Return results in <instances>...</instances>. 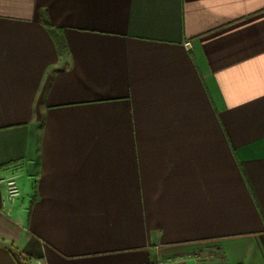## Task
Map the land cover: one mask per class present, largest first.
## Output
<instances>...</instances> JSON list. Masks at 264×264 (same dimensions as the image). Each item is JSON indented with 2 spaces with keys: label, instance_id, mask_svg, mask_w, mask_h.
Segmentation results:
<instances>
[{
  "label": "crops",
  "instance_id": "crops-1",
  "mask_svg": "<svg viewBox=\"0 0 264 264\" xmlns=\"http://www.w3.org/2000/svg\"><path fill=\"white\" fill-rule=\"evenodd\" d=\"M11 167L0 264H264V0H0Z\"/></svg>",
  "mask_w": 264,
  "mask_h": 264
},
{
  "label": "rangeland",
  "instance_id": "rangeland-1",
  "mask_svg": "<svg viewBox=\"0 0 264 264\" xmlns=\"http://www.w3.org/2000/svg\"><path fill=\"white\" fill-rule=\"evenodd\" d=\"M211 246L203 243L195 244L182 252L178 257L163 258L157 264H205L218 257V253Z\"/></svg>",
  "mask_w": 264,
  "mask_h": 264
},
{
  "label": "built area",
  "instance_id": "built-area-1",
  "mask_svg": "<svg viewBox=\"0 0 264 264\" xmlns=\"http://www.w3.org/2000/svg\"><path fill=\"white\" fill-rule=\"evenodd\" d=\"M0 182L5 189V202H11L19 196L20 191L17 183V169L15 167L7 169L0 178Z\"/></svg>",
  "mask_w": 264,
  "mask_h": 264
},
{
  "label": "trees",
  "instance_id": "trees-1",
  "mask_svg": "<svg viewBox=\"0 0 264 264\" xmlns=\"http://www.w3.org/2000/svg\"><path fill=\"white\" fill-rule=\"evenodd\" d=\"M48 33L53 41L56 52L59 56H63L67 53V46L63 38L62 32L59 29H48Z\"/></svg>",
  "mask_w": 264,
  "mask_h": 264
},
{
  "label": "water",
  "instance_id": "water-1",
  "mask_svg": "<svg viewBox=\"0 0 264 264\" xmlns=\"http://www.w3.org/2000/svg\"><path fill=\"white\" fill-rule=\"evenodd\" d=\"M188 47V46H187Z\"/></svg>",
  "mask_w": 264,
  "mask_h": 264
}]
</instances>
